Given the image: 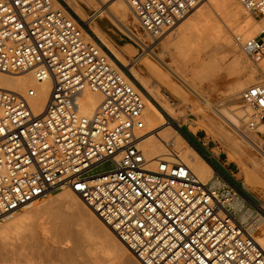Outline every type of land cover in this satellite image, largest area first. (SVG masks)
Wrapping results in <instances>:
<instances>
[{"label": "built area", "instance_id": "2783aa9c", "mask_svg": "<svg viewBox=\"0 0 264 264\" xmlns=\"http://www.w3.org/2000/svg\"><path fill=\"white\" fill-rule=\"evenodd\" d=\"M123 1L156 39L205 0ZM237 1L252 17H264V0ZM262 36L236 39L254 65L264 58ZM28 72L50 89L38 113L30 104L35 89H0V220L69 190L139 264H264L263 203L211 159L200 155L212 170L203 180L171 142L163 155L148 154L145 142L156 134L143 113L150 98L62 0H0V73ZM259 73L240 95L251 111L245 123L251 133L264 124ZM85 91L101 96L90 115L79 111ZM106 163L108 171L91 174Z\"/></svg>", "mask_w": 264, "mask_h": 264}, {"label": "rangeland", "instance_id": "374dc122", "mask_svg": "<svg viewBox=\"0 0 264 264\" xmlns=\"http://www.w3.org/2000/svg\"><path fill=\"white\" fill-rule=\"evenodd\" d=\"M80 1L83 4L85 3V10L87 11L86 17L89 19L83 22L85 26L87 27V24L95 20V25L98 30L111 40L115 46H122V48L127 51L128 58L134 60L132 63L130 62V66L135 65V68L150 81L151 85L154 87L153 89L158 87L156 88L158 89V93L156 90L154 91L163 97L166 104L176 106L185 112L187 115V122L179 126L167 116L159 104L151 100L160 111L163 118L165 119L164 116L169 118L176 128H180L183 134L184 132L192 134L188 130V127L196 129L197 132L195 134L198 135V137L205 138V142L209 143L213 156H219L222 161L227 163L229 169L233 172L234 178L237 180V185L243 186L246 191L264 203V189L258 185L261 181L257 174L264 168V136L258 135L259 137L256 142L250 137L249 133L251 132L247 131L245 128L248 116L244 113V110L247 109V107L243 106V102L240 98L241 93L249 86L258 82L261 76L260 73L257 72L250 82V85L243 88L242 91H239L240 93L233 92V96L232 89L236 83L237 76L227 73V69L233 60V52L234 54L238 52L237 54H240L242 57L244 56L239 47L237 48L238 45H236V41L234 46L229 50L219 49L220 47H218V49H216V47H210L209 50L208 47L202 49L200 54L193 51L188 57L179 58L174 48L177 27L169 31L168 33L170 34L166 33L159 38L152 39L140 28L139 24L136 25V23H134L133 17L130 15L132 20L129 19L127 28L145 37L142 36L144 41L140 42L131 35L129 36L126 28L122 26V24H119L118 20L111 14V6L114 0ZM236 2L238 4L237 0ZM245 16L249 15L246 14L244 17ZM250 18L255 21L262 19L254 18L251 15ZM214 48L218 53L216 50L213 51ZM210 54H212L211 57ZM243 58L244 65L246 66L248 64L246 67L256 68V65L251 63L247 57L244 56ZM259 65L260 63H258V66ZM202 66H219V70L208 71V68H206V71L205 68H203V71L200 70ZM238 94L239 96L237 97L236 95ZM206 103L209 105V108L213 110L211 113L215 117L218 128L223 134H230V143L224 136L217 135L212 129L204 125L201 120V113L207 111L204 110ZM183 136L186 137L197 151L202 153L200 147L191 139L189 134H184ZM211 163L215 169L231 179L229 173L222 170L217 161L211 160ZM255 165L258 168L253 170ZM110 168L111 164L106 163L94 169L91 174H100L108 171ZM60 192L61 191L54 192L43 200L34 203L31 205V209L49 201L51 198L53 199V197L57 196ZM28 210L29 209L24 208L3 220H11L15 217H19ZM59 210H54V213L51 211L45 215V218L43 217L44 225L40 223V227L35 226V229L34 227L30 228L34 229L36 232H34L33 235H26V239H22L25 245L22 246L23 248L20 247L21 241H19V243L13 242L14 246L17 248V244L19 248H22L20 252L24 251L25 254L28 253L29 255H27L30 256L32 260L34 259V264H121L120 260H114L104 256L99 241L92 235V238H90V233L87 232L86 229L80 227L82 224L77 218H71L70 220L66 216L67 219L60 218L63 217L66 212L65 209ZM61 211H64V213H61ZM51 213L53 214L51 215ZM46 219L47 221H45ZM72 219H74L75 222ZM43 220L41 222H43ZM55 221L58 224L55 223ZM2 223L3 221H0V224ZM77 223H80V226L77 225ZM55 226L56 228H54ZM53 228L58 231L53 233L56 231ZM47 229L51 231L48 232ZM83 230H85L86 233H84L85 231ZM53 234L54 237L52 236ZM7 243L8 241L5 242V240H3V242H1L0 240V248H2L0 249V264L4 261V257L9 256L12 249L7 247ZM4 245L6 246L4 247ZM129 257L134 259L132 255H129ZM21 258L20 256V261ZM135 262L139 264L137 260L134 259V264ZM20 264H23V261L20 262Z\"/></svg>", "mask_w": 264, "mask_h": 264}, {"label": "bare ground", "instance_id": "6f19581e", "mask_svg": "<svg viewBox=\"0 0 264 264\" xmlns=\"http://www.w3.org/2000/svg\"><path fill=\"white\" fill-rule=\"evenodd\" d=\"M62 1L69 9H71V11L80 20H82L83 22L89 20L86 17L87 11L85 10L86 9L85 3L83 4L80 0H62ZM111 14L113 15L114 18L118 20L119 24H122V26L126 28L127 33H129V36L131 35L133 38L139 40L140 42L144 41L145 37L143 35L142 36L144 38L140 36V34H138L137 32L136 34L135 31H131L127 28V23L129 22V19H131L130 15H132L134 23H136V25L138 23L136 17L132 14L131 9L123 0H114L111 6ZM246 14L249 16L244 17V15ZM87 28L96 38H98L104 44V46L109 50V52L121 65H123L126 69L128 68L127 70L130 72L133 78L138 82V84L143 88V90L148 95V97L152 101L159 104L170 119L176 122L179 126L186 124L187 115L185 114V112L176 106L166 104V102L163 100V97L157 94L158 89L156 88L158 87L153 89L154 87L151 85L150 81L146 79L145 75H143L140 71H138L135 68V65L130 66L134 60H130L128 58V53L126 50L122 48V46H117V45L115 46L111 40H109L103 33H101L95 25V20L87 24ZM176 30H177L175 34L176 42L174 44V48L176 50L175 52H177L179 58H185L188 57V55L193 51L194 52L196 51L197 53L200 54L202 52V49L208 47L209 50L210 47H216V49L220 47L219 49L229 50L234 46L237 38H239L240 40H246L257 37L259 34L264 33V17H262V19L259 21L253 20L252 18H250V14L246 13L239 3L237 4L236 0H205L204 2L198 4L196 9L195 8L193 9L190 15L177 26ZM216 49L214 48L213 51ZM237 53L235 52L234 54L233 52V56H234L233 60L227 69V73L237 76L236 83L232 89V93L242 91L243 88L248 87L250 85V82L255 77L256 73L259 72V70L264 71V58L260 61L259 66L256 65L257 69L252 67L248 68L246 67L248 66V64L246 66L244 65V61H243L244 56L242 57L240 54ZM211 55L212 54H210V57ZM201 68L202 69L200 70H203V68H205V70L206 68H208V71L219 70V66H207V67L202 66ZM28 88H33L36 91V96L30 99V104L33 107L34 111L38 113L42 110L46 102V98L50 89L49 83L37 82L33 77L32 73L30 72L20 75L0 73L1 90L15 92V93H26ZM154 90H156L157 93ZM236 96L238 97L239 94ZM150 99L145 97V109L143 113H144V118L146 120L147 130L155 131L157 135L156 134L151 135L145 142V149L146 151H148V154L151 157L163 155L167 151L165 142H171L174 145L175 151H177L178 157L183 162H185L194 171V173L198 175L199 178L205 180L211 177L212 170L209 167V165L204 160H202L199 154L187 144V142L176 131V129L168 122H166L167 121L165 120L166 117L164 116L165 119L163 118L160 111L156 108V106L153 104V102ZM100 101H101V96L99 94L85 91L82 97H80L79 99L80 113L83 115H90L99 105ZM204 107H205L204 110H207L201 113L202 115L201 120L203 121L204 125L212 129L217 135L224 136L225 139L230 143V134L229 133L223 134L222 131L216 125L215 117L211 113L213 110L209 108V105L207 103ZM244 113L248 116L251 113V111L250 109L247 108L244 110ZM188 130L192 134H195L197 132L196 129H193L191 127H188ZM249 135L252 138V140L256 142L259 137L258 135L264 136V124L258 126L257 133L255 132L249 133ZM257 168L258 167L255 165L253 167V170ZM257 174L259 175L261 181V183H259L258 185L259 187H262L264 189V168L261 169V171H259V173ZM31 205L26 206L25 208L29 210L21 214V216L19 217H15L11 220H3V219L0 220L3 221V223L0 224V238H1L0 240L1 242H3V240H5V242L8 241L7 247L12 248L9 253V256H6L8 258L4 257L3 259L4 261L1 264H20V262L22 261L23 264L24 263L34 264L35 263L33 262L34 259L32 260L31 257L28 256L29 255L28 253L25 254L24 251L20 252L21 249L23 248L22 246L24 245L22 239H24L26 235L27 236L29 234L33 235L34 232H36L34 230L36 228L35 226L40 227L41 225L40 223L42 224L44 223L43 219L45 218V215H47L51 211L53 212L54 210H59V209L60 210L65 209L66 212L65 215L60 218L68 217L69 220L71 218H75V219L77 218L79 220L82 226L79 225L80 223L79 224L77 223V225L86 229V231L90 233L89 234L90 238H92L91 237L92 235L93 237H95L96 240L99 241L100 246H102L101 251L103 250L102 253H104V256H107L114 260H120L121 264H134L135 258L131 259L129 257L131 253L128 251L125 245L118 239L116 233H114V231L110 227L104 224L98 218V216L87 205L84 204V202L77 194L69 190H63L57 196L53 197V199L51 198L49 201L44 202L39 206H36L31 209ZM62 212L64 213V211H61V213ZM53 213H51V215ZM42 220L43 222H41ZM53 220H54V216H53ZM45 221H47V219ZM55 223L57 222L55 221ZM56 226L54 228H56ZM31 227H34V229H30ZM57 231L58 230L53 232L52 230L53 233ZM86 231L84 233H86ZM56 235H55V239H56ZM259 235H260L259 241L264 246V223L259 230ZM52 236L54 237V234ZM19 241H21L20 247L22 248H19V245L17 244L16 246L18 247L16 248L13 244V242L19 243ZM5 246L6 245H4V247ZM20 256L22 257L21 261L19 259Z\"/></svg>", "mask_w": 264, "mask_h": 264}, {"label": "crops", "instance_id": "0c3cea01", "mask_svg": "<svg viewBox=\"0 0 264 264\" xmlns=\"http://www.w3.org/2000/svg\"><path fill=\"white\" fill-rule=\"evenodd\" d=\"M264 36H262L261 38H263ZM264 39V38H263ZM191 139L200 147V149L202 150V153H199V155H201V157H205L207 159H211L212 161H217L220 165V167L222 168V170L227 171L230 175V177L233 179V181H235L237 183V180L234 178L233 172L229 169V166L227 165V163H225L224 161L221 160V158L215 157L212 154V149L210 148V145L208 142H205V138H201L198 137V135L196 134H190L189 132H187Z\"/></svg>", "mask_w": 264, "mask_h": 264}, {"label": "water", "instance_id": "95a60500", "mask_svg": "<svg viewBox=\"0 0 264 264\" xmlns=\"http://www.w3.org/2000/svg\"><path fill=\"white\" fill-rule=\"evenodd\" d=\"M165 117H166V116H165ZM166 120H167V122H168L170 125L174 126V124L170 121L169 118L166 117Z\"/></svg>", "mask_w": 264, "mask_h": 264}, {"label": "trees", "instance_id": "16d2710c", "mask_svg": "<svg viewBox=\"0 0 264 264\" xmlns=\"http://www.w3.org/2000/svg\"><path fill=\"white\" fill-rule=\"evenodd\" d=\"M182 131H183V129H182ZM183 132H184V131H183ZM182 134H183V133H182ZM184 134L187 135L188 133H187V132H186V133L184 132ZM184 134H183V135H184ZM198 152H199V151H198ZM199 153H200V152H199Z\"/></svg>", "mask_w": 264, "mask_h": 264}]
</instances>
